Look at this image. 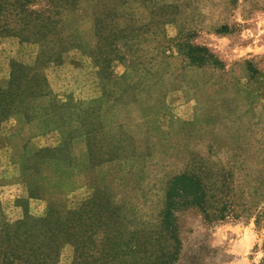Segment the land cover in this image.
Returning <instances> with one entry per match:
<instances>
[{
  "label": "rangeland",
  "instance_id": "rangeland-1",
  "mask_svg": "<svg viewBox=\"0 0 264 264\" xmlns=\"http://www.w3.org/2000/svg\"><path fill=\"white\" fill-rule=\"evenodd\" d=\"M180 173L210 219L174 211L172 264H264V0H0V264H46L48 209L94 193L78 264L171 256Z\"/></svg>",
  "mask_w": 264,
  "mask_h": 264
},
{
  "label": "trees",
  "instance_id": "trees-1",
  "mask_svg": "<svg viewBox=\"0 0 264 264\" xmlns=\"http://www.w3.org/2000/svg\"><path fill=\"white\" fill-rule=\"evenodd\" d=\"M198 52V53H197ZM186 55L190 62L202 64L207 58V50L188 47ZM206 189L201 179L194 174L180 173L175 175L166 192V206L163 213V225L170 238L173 240V253L162 252L154 257L148 264H172L180 252V241L177 239V227L173 213L180 207H197L205 213L206 218L210 215L206 213ZM100 196L96 193L78 207L68 209L66 212L49 208L46 213L47 225V263L57 264L60 249L66 243H71L74 247L73 264L82 262V248L88 252L95 249V237L101 230V223L94 219L103 218L106 214L101 211L90 212L87 208L92 207ZM106 218V217H105ZM221 218V217H220ZM92 258V255L89 256ZM95 260H91L93 264ZM86 263V262H85ZM86 264H90L87 262Z\"/></svg>",
  "mask_w": 264,
  "mask_h": 264
}]
</instances>
